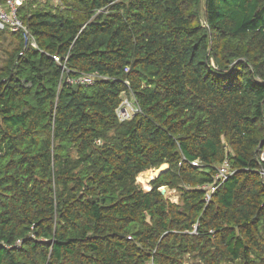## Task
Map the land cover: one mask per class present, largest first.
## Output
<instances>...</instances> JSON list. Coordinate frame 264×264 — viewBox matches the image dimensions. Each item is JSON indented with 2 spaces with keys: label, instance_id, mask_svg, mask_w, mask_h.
Instances as JSON below:
<instances>
[{
  "label": "trees",
  "instance_id": "obj_1",
  "mask_svg": "<svg viewBox=\"0 0 264 264\" xmlns=\"http://www.w3.org/2000/svg\"><path fill=\"white\" fill-rule=\"evenodd\" d=\"M61 1L0 31V264H264V0Z\"/></svg>",
  "mask_w": 264,
  "mask_h": 264
},
{
  "label": "built area",
  "instance_id": "obj_2",
  "mask_svg": "<svg viewBox=\"0 0 264 264\" xmlns=\"http://www.w3.org/2000/svg\"><path fill=\"white\" fill-rule=\"evenodd\" d=\"M28 1H35V0H0V31L9 29L11 32H21L23 35L24 46L23 50L20 52V55H24L25 51L29 47L37 48L38 44L32 35L29 27L23 21V19L19 15L20 7L27 3ZM39 2H46L48 0H36ZM55 3V6H62L61 0H52ZM53 59L62 67L63 74L62 80H64L71 84H83V85H91L97 79H105L107 77L92 73V74H79V76L72 77L70 76V69L67 66L68 57L64 61L61 60L58 56H53ZM126 72L129 70L128 68L125 69ZM126 85L129 86V82L125 81ZM141 112V109L137 103L136 97L134 93L129 90V92H124L123 100L119 107L117 108V115L120 121H126L132 118L135 114ZM100 143V141H98ZM259 162H264V151H261ZM194 166H199L201 162L199 160H195L191 162ZM227 162H224L217 168V174L215 179L211 183H207L202 186L205 190V201L207 203L210 202L212 199L213 194L218 190V188L228 179L230 175L233 174ZM262 182L264 183V168L260 167L257 169ZM173 191H176L175 189ZM173 201V199H171ZM175 202V201H173ZM197 226H195L194 232H196Z\"/></svg>",
  "mask_w": 264,
  "mask_h": 264
},
{
  "label": "rangeland",
  "instance_id": "obj_3",
  "mask_svg": "<svg viewBox=\"0 0 264 264\" xmlns=\"http://www.w3.org/2000/svg\"><path fill=\"white\" fill-rule=\"evenodd\" d=\"M1 46H2V50H0V65H2V63L4 62V60L6 59V54L4 53V49H11L12 48V44H11V39L10 38H8V37H6L5 38V40L1 43ZM163 167H165L164 165L161 167V169L163 168ZM168 167V166H167ZM157 170L158 169H151V172H153V178L155 177V171L157 172ZM145 172V171H144ZM151 180L152 179H150L149 180V183H148V186L149 187H147V185L144 183V182H141V181H139L138 180V178H137V182L142 186V188L144 189V190H150V188H151V185H150V183H151ZM174 189H169V188H167V192L165 193V195H166V197H168V198H170V199H173V201H174V199L176 198V196L178 195V192L177 191H173ZM179 202V201H178Z\"/></svg>",
  "mask_w": 264,
  "mask_h": 264
},
{
  "label": "bare ground",
  "instance_id": "obj_4",
  "mask_svg": "<svg viewBox=\"0 0 264 264\" xmlns=\"http://www.w3.org/2000/svg\"><path fill=\"white\" fill-rule=\"evenodd\" d=\"M164 166L165 167H163L161 169L162 171H164L168 168L167 165H164ZM152 176H153V172H151V169H150V170H147L145 172H142L137 178L139 181L144 182L147 185V187H149L148 183H149L150 179H153ZM154 178H156V177H154Z\"/></svg>",
  "mask_w": 264,
  "mask_h": 264
},
{
  "label": "water",
  "instance_id": "obj_5",
  "mask_svg": "<svg viewBox=\"0 0 264 264\" xmlns=\"http://www.w3.org/2000/svg\"><path fill=\"white\" fill-rule=\"evenodd\" d=\"M235 66V63L233 64V67ZM168 170V168L166 169V170H164V171H162L158 176H156V177H159L162 173H164V172H166ZM155 178H153L152 180H151V182L154 180ZM161 193L162 194H165L166 192H167V187H162L161 189Z\"/></svg>",
  "mask_w": 264,
  "mask_h": 264
},
{
  "label": "crops",
  "instance_id": "obj_6",
  "mask_svg": "<svg viewBox=\"0 0 264 264\" xmlns=\"http://www.w3.org/2000/svg\"><path fill=\"white\" fill-rule=\"evenodd\" d=\"M179 198H180V196H179V193H178V195L176 196V198L174 199V201L175 202H178L179 201Z\"/></svg>",
  "mask_w": 264,
  "mask_h": 264
}]
</instances>
